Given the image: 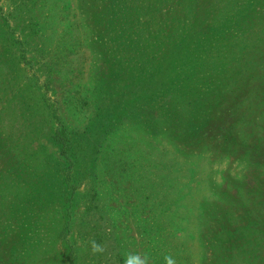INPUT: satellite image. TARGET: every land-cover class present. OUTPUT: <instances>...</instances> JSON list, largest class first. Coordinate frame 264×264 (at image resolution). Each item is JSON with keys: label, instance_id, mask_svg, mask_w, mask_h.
Instances as JSON below:
<instances>
[{"label": "rangeland", "instance_id": "1", "mask_svg": "<svg viewBox=\"0 0 264 264\" xmlns=\"http://www.w3.org/2000/svg\"><path fill=\"white\" fill-rule=\"evenodd\" d=\"M128 255L264 264V0H0V264Z\"/></svg>", "mask_w": 264, "mask_h": 264}, {"label": "clouds", "instance_id": "2", "mask_svg": "<svg viewBox=\"0 0 264 264\" xmlns=\"http://www.w3.org/2000/svg\"><path fill=\"white\" fill-rule=\"evenodd\" d=\"M91 251L93 254L102 253L104 248L102 245L96 243L94 240L90 241ZM165 264H175V259L171 255L164 257ZM124 264H148V257L141 255H128Z\"/></svg>", "mask_w": 264, "mask_h": 264}]
</instances>
